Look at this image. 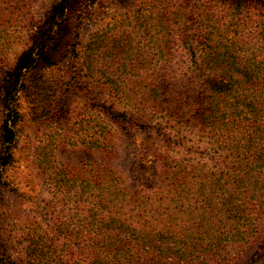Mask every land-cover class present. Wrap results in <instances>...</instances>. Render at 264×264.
I'll return each instance as SVG.
<instances>
[{
    "label": "trees",
    "instance_id": "16d2710c",
    "mask_svg": "<svg viewBox=\"0 0 264 264\" xmlns=\"http://www.w3.org/2000/svg\"><path fill=\"white\" fill-rule=\"evenodd\" d=\"M32 2L0 0V205L19 98L49 123L68 63L85 103L38 148L48 224L15 239L0 211V264H264V0H137L87 40L102 1L50 0L21 47ZM119 132L149 134L152 180L116 168Z\"/></svg>",
    "mask_w": 264,
    "mask_h": 264
},
{
    "label": "rangeland",
    "instance_id": "374dc122",
    "mask_svg": "<svg viewBox=\"0 0 264 264\" xmlns=\"http://www.w3.org/2000/svg\"><path fill=\"white\" fill-rule=\"evenodd\" d=\"M101 1L104 7L95 10L90 21L82 27L84 40L88 39L90 32L99 26H104L112 19L113 15L126 10L137 0ZM49 2L50 0H33L27 22L20 26L17 24L14 30L15 35L19 36L18 30L22 28V37L18 46H21L24 36L31 33L33 26L39 24ZM16 39L19 40L18 37ZM67 67L68 63L53 70L50 75L56 86L54 98L56 116L49 123L45 124L42 120H31L26 102L23 98H19L18 104L22 120L18 126L15 161L7 171L9 185L3 192L0 205L2 218L7 224V233L15 239L16 237L24 239L28 229L34 226V223H39L42 226L48 224L50 215L48 204L51 199V191L43 181L42 172L39 171L38 148L48 143V133L52 130L61 132L64 136L66 132L62 127L67 125L68 113L70 110L80 112L85 103V98L81 97L76 89L67 90L63 87L62 82L65 80ZM148 138L149 134L142 132H136L130 138H126L122 132H119L115 141L116 168L118 170L125 169L130 173H141L145 175V178L152 180L151 176H146V174L150 175L156 168V161L149 149L150 139ZM53 147L58 159L73 168L80 167L85 160L94 161L98 158V155L85 148L71 147L61 143H57Z\"/></svg>",
    "mask_w": 264,
    "mask_h": 264
}]
</instances>
